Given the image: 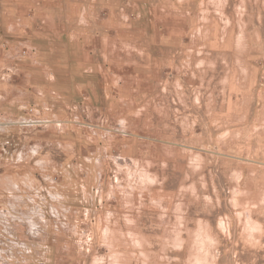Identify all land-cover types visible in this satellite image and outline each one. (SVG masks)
<instances>
[{"label":"rangeland","instance_id":"obj_1","mask_svg":"<svg viewBox=\"0 0 264 264\" xmlns=\"http://www.w3.org/2000/svg\"><path fill=\"white\" fill-rule=\"evenodd\" d=\"M0 264H264V0H0Z\"/></svg>","mask_w":264,"mask_h":264},{"label":"crops","instance_id":"obj_2","mask_svg":"<svg viewBox=\"0 0 264 264\" xmlns=\"http://www.w3.org/2000/svg\"><path fill=\"white\" fill-rule=\"evenodd\" d=\"M85 63H86V61H85L84 63H80V64L78 63V67H79V69H80L81 65H82V64H85ZM85 70H86V71H90L89 69H88V70L85 69Z\"/></svg>","mask_w":264,"mask_h":264}]
</instances>
